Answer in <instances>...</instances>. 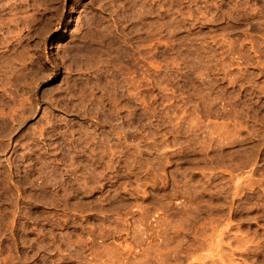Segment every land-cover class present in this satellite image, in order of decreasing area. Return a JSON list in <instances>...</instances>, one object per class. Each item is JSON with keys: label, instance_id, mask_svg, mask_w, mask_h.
I'll list each match as a JSON object with an SVG mask.
<instances>
[{"label": "rangeland", "instance_id": "374dc122", "mask_svg": "<svg viewBox=\"0 0 264 264\" xmlns=\"http://www.w3.org/2000/svg\"><path fill=\"white\" fill-rule=\"evenodd\" d=\"M0 264H264V0H0Z\"/></svg>", "mask_w": 264, "mask_h": 264}, {"label": "bare ground", "instance_id": "6f19581e", "mask_svg": "<svg viewBox=\"0 0 264 264\" xmlns=\"http://www.w3.org/2000/svg\"><path fill=\"white\" fill-rule=\"evenodd\" d=\"M88 21H89V20H88ZM98 22H99V21H98ZM84 23H85V22H84ZM95 24H96V23H95ZM98 24H99V23H98ZM100 24H101V23H100ZM90 25H91V24H90ZM90 25H89V26H90ZM86 28H87V27H86ZM86 28H85V29H86ZM94 28H96V27H94ZM90 29H91V28H90ZM97 29H98V28H96V30H97ZM92 31H93V30H92ZM97 31L99 32V30H97ZM95 32H96V31H95ZM100 33H101V32H100ZM85 34H86V33H85ZM95 34H96V33H95ZM95 34H94V35H95ZM89 37H90V36H89ZM91 37H92V36H91ZM93 37H94V36H93ZM98 37H99V35H98ZM79 38H80V37H79ZM85 38H86V37H85ZM77 39H78V38H77ZM80 39H81V38H80ZM106 39H107V38H106ZM106 39H105V40H106ZM87 40H88V39H87ZM93 40H94V39H93ZM112 40H113V39H112ZM84 41H85V40H84ZM88 41H89V40H88ZM88 41H87V42H88ZM96 41H97V40H96ZM100 41H101V40H100ZM116 41H117V40H116ZM101 42H102V41H101ZM101 42H100V44H101ZM108 42H109V41H108ZM76 43H77V42H76ZM102 43H103V42H102ZM105 43H106V42H105ZM77 44H78V43H77ZM79 44H80V43H79ZM84 44H85V43H84ZM95 44H96V42H95ZM97 44H98V43H97ZM97 44H96V45H97ZM81 45H82V46H81L80 48L83 49V48H82V47H83V43H82ZM91 45H92V44H91ZM84 46H85V45H84ZM97 46H98V45H97ZM69 47H70V46H69ZM86 47H87V45H86ZM89 47H91V46H89ZM93 47H94V46H93ZM93 47H92V48H93ZM99 47H100V46H99ZM72 48H73V47H72ZM76 48H77V47H76ZM76 48H75V51H76ZM94 48H95V47H94ZM78 49H79V48H77V50H78ZM81 49H79V50H81ZM85 49H86V48H85ZM83 50H84V49H83ZM91 50H92V49H91ZM96 50H97V47H96ZM81 51H82V50H81ZM98 51H99V50H98ZM77 52H79V51H77ZM93 52H94V51H93Z\"/></svg>", "mask_w": 264, "mask_h": 264}]
</instances>
